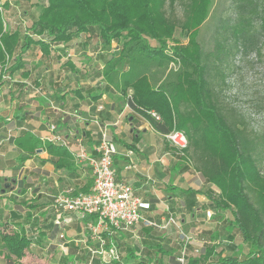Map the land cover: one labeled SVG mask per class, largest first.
Returning <instances> with one entry per match:
<instances>
[{"label":"trees","instance_id":"1","mask_svg":"<svg viewBox=\"0 0 264 264\" xmlns=\"http://www.w3.org/2000/svg\"><path fill=\"white\" fill-rule=\"evenodd\" d=\"M40 1L37 19L25 35L3 31L0 12V65L10 56L11 73L20 68L31 47L47 52L50 44L67 43L82 34L96 35L102 48L115 43V51L103 67L104 81L126 97L127 105L158 133H168L175 126L186 134L184 159L191 160L204 181L215 186L217 196H209L212 207L231 215L223 220L224 233L233 241L234 230L238 231L240 246L245 249L242 259L224 255L220 243H214L218 236L214 230L208 232L210 241L199 253L186 255L183 264H264V129L249 134L239 127L230 114L233 109L221 104L216 85L217 75H222L231 56L246 52L264 32V0H232L233 13L220 19L209 52L202 51L196 37L213 0ZM176 4L182 9L180 18L175 14ZM177 29L186 34L188 43L173 47L172 58L166 53L165 41ZM171 63L179 66L174 73L167 72ZM148 110L157 112L161 122L146 115ZM13 142L17 151L26 154L21 162L43 149L55 169L74 168L65 147L41 141L28 131H22ZM143 229L140 234L151 240L136 241L122 261L110 264H179L182 240L166 241L161 230ZM0 239L6 261L20 260L30 243L22 231H3ZM105 240L106 246L113 244ZM91 264L99 262L93 257Z\"/></svg>","mask_w":264,"mask_h":264},{"label":"crops","instance_id":"2","mask_svg":"<svg viewBox=\"0 0 264 264\" xmlns=\"http://www.w3.org/2000/svg\"><path fill=\"white\" fill-rule=\"evenodd\" d=\"M29 18L32 23L37 16ZM7 30L28 34L26 29L22 32L17 27L3 25V31ZM93 35L82 34L67 43L50 44L47 52L39 46L31 47L24 54L20 68L12 69L11 73L10 56L6 55L4 65H0V157L8 156V151L14 159L4 160L10 166L8 170L4 166L0 168V186L10 185L6 192H0V205L4 208L0 224L8 223L11 230L22 231L30 241L20 260L13 258L0 264H26L27 252L37 254L38 264H91L88 248L97 249L99 245L86 227L89 222L96 223L95 217L82 219L76 214L58 212L54 207L58 196L70 197L90 191L92 168L72 156V170L55 169L48 161L50 155L43 149H37L21 162L26 154L17 151L13 141L22 131L46 141L49 126L53 125L55 134L72 150H77L74 144L78 140L87 154L95 158L100 126H106L117 149L113 156L115 179L131 186L141 198L140 213L144 219L160 223L171 213L175 218L180 217L182 225L198 222L199 218L205 222V215L210 214V209L215 210L209 198L217 196L215 186L205 182L182 160L163 135L127 105L126 97L106 84L102 71L114 52L103 51L99 55L97 50L102 47L96 35L91 48ZM94 57H98L96 64ZM4 75L11 79L4 80ZM130 94L129 90L127 96ZM8 130L12 135L6 140ZM6 203L10 205L6 207ZM211 220L215 227L221 223L215 218ZM143 228L147 227L138 224L125 233L106 226L101 228L99 236L113 242L118 260L122 261L125 255L122 258L119 245L124 246L133 239L125 247L128 251L136 241L151 240L140 234ZM60 234L65 238L60 239ZM2 243L1 240L0 247ZM38 253H47L48 257L40 259ZM95 260L99 264L111 262L98 257Z\"/></svg>","mask_w":264,"mask_h":264},{"label":"rangeland","instance_id":"3","mask_svg":"<svg viewBox=\"0 0 264 264\" xmlns=\"http://www.w3.org/2000/svg\"><path fill=\"white\" fill-rule=\"evenodd\" d=\"M5 4L8 3V6H3V21L7 25L8 28L21 29L22 32L24 29L28 28L31 23V16H38L40 10V0H0ZM232 0H213L212 7L210 9L209 15L204 23L200 26L198 30V34L196 37V41L201 47L202 51L209 52L212 49V36L215 31L216 26L218 25L221 18L228 17L232 15ZM175 14L178 18L182 15L181 6L176 4ZM93 35V34H91ZM94 36V35H93ZM96 41L95 36L91 38V48ZM188 43L187 36L184 32H181L179 29L175 30V32L171 35L170 38L166 39V53L170 57L173 58L172 49L176 45L185 46ZM152 45L158 46V44L154 41L151 42ZM116 44L112 43L111 47L101 48L97 50L100 54L103 55V51H115ZM105 49V50H103ZM92 50V49H91ZM105 57H107L106 53H104ZM111 54V53H110ZM96 61H98V57H94ZM178 65L171 63L167 67V72L174 73L178 69ZM170 73V74H171ZM223 75V76H222ZM222 75H217V92H219V100L221 104L228 108L233 109L230 114L235 118L237 125L241 128L246 129V131L251 134L252 132H262L264 129V32H261L259 36H257L255 40V44L250 47L246 52L240 50L238 53H234L229 59L228 66L222 70ZM129 91V90H128ZM172 130H178L175 126ZM8 156L5 158L0 157V168L4 166L7 170L10 168L8 163H5L4 160L11 157V153L7 151ZM190 164V166L194 169L191 160L184 159ZM11 161H14L12 157ZM7 165V167H6ZM17 172H14L16 174ZM10 172L8 173V175ZM11 175V174H10ZM9 175V176H10ZM8 184V183H6ZM5 184V185H6ZM10 187V185H8ZM4 185L0 186V192L4 193ZM2 204V202H1ZM10 204L6 203V207ZM0 214L3 213L4 208L0 205ZM5 207V208H6ZM210 214L205 215L206 221L204 222L199 218L198 222L182 224L180 226V230L176 228L168 227L166 230H162L160 235H164L166 241H175L181 240L183 235H187L191 237L189 244L187 245L186 254L187 255H195L199 253L198 251L203 247L204 243L210 241V237L208 232L217 231V238L214 240V243H220L221 249H223L224 255L235 254L239 259H242L244 256V248H241L240 242L241 238L238 231L234 230L235 239L230 241L227 237V234L224 233L223 225L225 221L224 219H231V215L228 211H224V213L217 212L216 210L210 209ZM203 217V216H202ZM178 218V219H177ZM177 221L179 222L180 217H177ZM222 221L220 225L215 227V224L211 219ZM189 221V219H188ZM180 223V222H179ZM10 225L8 223H1L0 228L3 231H7V233L11 230ZM128 233V231H123ZM1 235V234H0ZM88 236V235H86ZM1 241V239H0ZM82 244L85 242V239H81ZM133 243V239L128 240L124 246L119 245L120 252L123 254L122 258L126 253V248L129 247L130 244ZM198 250L195 252V250ZM40 252V250H39ZM3 253L0 247V263L6 262L3 258ZM28 260L26 264H38L37 254H31L27 252ZM40 259H45L48 257V254H39ZM36 258V260H35Z\"/></svg>","mask_w":264,"mask_h":264},{"label":"built area","instance_id":"4","mask_svg":"<svg viewBox=\"0 0 264 264\" xmlns=\"http://www.w3.org/2000/svg\"><path fill=\"white\" fill-rule=\"evenodd\" d=\"M3 2L0 1V12L3 11ZM5 26V22L3 21ZM4 80H10L7 75L3 76ZM155 122H161V117L154 110L145 111ZM50 135L46 141L57 143L65 147L77 162L86 163L92 168L93 185L88 193H81L74 196H58L54 200L56 211L72 213L84 219L86 217H95L96 223L86 224L90 237L96 239L99 243L97 249L88 248L90 258L98 257L103 261H114L119 259L117 249L114 244L106 246V242L99 236V232L103 227H109L113 231H128L132 227L143 224L146 227L156 228L158 230H166L168 227H174L180 230L181 224L175 216L168 213L160 223L152 220H146L140 213L141 198L133 191L132 187L119 183L115 179V171L113 168V156L117 153L116 145L113 143L107 133L106 126H100V140L96 147L97 156L91 157L87 154L85 148L80 141H76L74 146L77 150L71 149L70 145L55 134V126H49ZM12 135V131H7L6 140ZM168 145L176 151L180 156H184L188 147V138L183 131L172 130L162 134ZM209 215V213H207ZM58 223V222H57ZM60 239H64V235H59ZM183 249L177 258L179 264L184 263L187 245L191 237L183 235ZM198 250L196 249L195 252Z\"/></svg>","mask_w":264,"mask_h":264},{"label":"water","instance_id":"5","mask_svg":"<svg viewBox=\"0 0 264 264\" xmlns=\"http://www.w3.org/2000/svg\"><path fill=\"white\" fill-rule=\"evenodd\" d=\"M38 152H40V150H38ZM8 185H9V184L4 185V190H3V191H5V189L8 188Z\"/></svg>","mask_w":264,"mask_h":264}]
</instances>
